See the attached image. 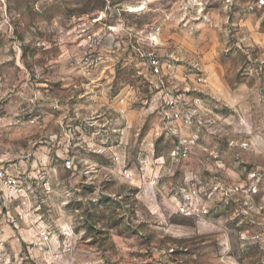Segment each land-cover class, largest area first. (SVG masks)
I'll use <instances>...</instances> for the list:
<instances>
[{
	"label": "clouds",
	"instance_id": "obj_1",
	"mask_svg": "<svg viewBox=\"0 0 264 264\" xmlns=\"http://www.w3.org/2000/svg\"><path fill=\"white\" fill-rule=\"evenodd\" d=\"M0 264H264V0H0Z\"/></svg>",
	"mask_w": 264,
	"mask_h": 264
}]
</instances>
